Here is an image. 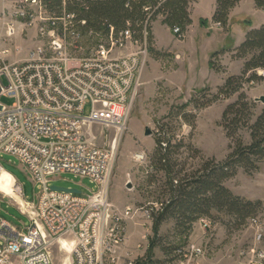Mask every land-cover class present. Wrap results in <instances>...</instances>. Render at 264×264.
<instances>
[{"label": "rangeland", "instance_id": "1", "mask_svg": "<svg viewBox=\"0 0 264 264\" xmlns=\"http://www.w3.org/2000/svg\"><path fill=\"white\" fill-rule=\"evenodd\" d=\"M213 10L215 0H189L188 12H191L194 21L188 25L191 27L187 37L188 26L183 34L180 31L174 34L173 28L165 24L170 33L165 25L158 23L155 25L157 43L163 48L154 46L152 35L151 41L145 46L133 42L122 51L129 52L139 47L147 49L126 127L118 132L112 127L94 125L91 133L97 146L114 147L115 150L113 166L107 179L108 202L117 214L126 206L134 207L135 211L120 224L122 241L104 250L99 264H127L130 260H136L124 248L126 235L130 233V229H126L129 221L137 222L141 227L138 245H135L136 237L130 235V248L145 254L149 243L153 241V259L160 264H239L240 251L244 246L253 241L260 228L264 233V160L251 175L239 168L235 176L223 182L235 195L261 201L262 206L255 213V217L259 218L257 225L251 222V218L234 225L229 216L213 210L211 215L206 216L212 222L211 227L205 228L198 219L193 222L187 239L179 236L172 219L161 225L157 235L152 230L153 215L160 210L161 203L168 199L165 174L154 161L159 135H162L163 140H169L171 145L181 144L173 153V158L183 165L187 173L200 169L209 158L222 161L231 151V140L222 126V113L227 105L237 99L239 92L227 98L217 93L228 76L241 73L245 61L236 58L235 48L229 47H238L248 31L264 25V9L257 8L254 0H239L229 9L227 23L223 26L212 20ZM159 19L162 22V17L156 20ZM72 24L68 22V25ZM37 26L34 23L15 31L9 43L12 53L5 58L7 62L26 57L28 51L36 46L47 47L50 39L41 36ZM56 28L59 31L60 25ZM105 41L100 33L89 36L82 31L79 39L67 36L65 45L69 54L85 57L90 56L98 44ZM18 45L22 47H16ZM256 74L263 79L244 82L240 91L245 93L248 100L255 102L251 122L264 107L263 102L255 100L264 95V69H257ZM0 102L9 106L13 99L1 97ZM88 112L89 103L84 109L85 114ZM145 129L150 131L149 135H145ZM238 136L243 144L250 143L247 129L238 131ZM0 166L4 170L0 172V218L18 228L30 226L27 216L33 211L31 204H25L24 209L19 207L8 195V190L20 187L22 197L20 190L18 195L35 203L39 186L33 184L15 157L0 154ZM48 178L50 185L74 188L82 193L97 189V185L88 178L69 172ZM144 210L150 211L151 218L144 215ZM112 225L111 221L107 224L108 228ZM108 228L106 233L110 231ZM109 237L112 239L113 236ZM184 241L196 244L202 252L183 262L173 258L174 247L184 244ZM47 248L52 264H69V253L60 246L59 240H51Z\"/></svg>", "mask_w": 264, "mask_h": 264}, {"label": "built area", "instance_id": "2", "mask_svg": "<svg viewBox=\"0 0 264 264\" xmlns=\"http://www.w3.org/2000/svg\"><path fill=\"white\" fill-rule=\"evenodd\" d=\"M11 3L10 10L0 12V98L13 99L9 106L0 102V154L15 157L39 186V193L35 203L22 198L33 209L27 216L30 226L18 228L0 218V264H52L48 244L61 239L70 244L69 264H99L103 251L122 241L120 224L135 209L126 206L117 214L108 202L107 179L115 150L97 146L91 129L94 125L118 132L125 129L147 49L122 52L139 42L130 29L116 35L110 27L102 35L106 41L90 56L71 55L65 45L67 36L82 37L68 25L73 14L63 12L56 17L43 0ZM34 23L39 34L50 39L47 47L36 46L26 57L7 62L15 31ZM173 32L179 34V28ZM65 172L88 178L97 189L79 194L53 189L48 177ZM20 193L22 197L21 189ZM143 213L151 218L149 210ZM199 220L205 228L212 225L209 218ZM258 220L251 218L255 225ZM256 233L240 251L239 264H264V233L261 228ZM201 252L199 246L185 241L175 258L183 262ZM127 264L147 263L140 258Z\"/></svg>", "mask_w": 264, "mask_h": 264}, {"label": "trees", "instance_id": "3", "mask_svg": "<svg viewBox=\"0 0 264 264\" xmlns=\"http://www.w3.org/2000/svg\"><path fill=\"white\" fill-rule=\"evenodd\" d=\"M48 12L60 17L63 12L73 14L72 28L88 34L106 35L110 27L114 33L130 29L139 42L149 43L152 39L151 24L162 17V22L170 28H179L180 34L191 23L189 0H43ZM239 0H215L212 20L220 25L227 23L228 11ZM257 8L264 9V0H254ZM221 52V51H220ZM217 53H219L217 51ZM216 53H214V56ZM236 58L245 59L239 75H230L218 89L217 95L227 98L239 92L237 99L226 106L222 113V126L230 141V153L224 160L207 159L200 169L184 172L173 158L181 144L171 145L169 140L157 139L155 162L165 174L168 199L153 217L152 230L157 235L161 225L169 219L175 222L179 236L187 239L193 222L212 214V211L229 216L234 225L242 224L252 218L261 208V201H251L235 195L223 185L232 178L239 168L248 175L258 170L264 160V107L256 119L251 122L255 102L247 99L243 83L257 81V69H264V25L248 31L243 42L235 48ZM249 58L246 59V57ZM249 131L250 143L245 145L238 131ZM180 166V167H179ZM152 216V214H151ZM185 243V241H184ZM173 249V258L176 250ZM154 243L151 241L143 255L147 264H160L153 259ZM138 260V259H137Z\"/></svg>", "mask_w": 264, "mask_h": 264}, {"label": "crops", "instance_id": "4", "mask_svg": "<svg viewBox=\"0 0 264 264\" xmlns=\"http://www.w3.org/2000/svg\"><path fill=\"white\" fill-rule=\"evenodd\" d=\"M11 5H12V3H11V0H0V12L1 11H5V10H10L11 9ZM213 12H214V10H213ZM213 12L211 13V14H213ZM189 15H190V19H191V21H192V23H193V21H194V19L192 18V15H191V12L189 11ZM158 23H160L161 25H165V24H163L162 22H161V20L159 19V20H155L154 22H152V25H151V30H152V35H153V39H154V46L156 47V48H158V49H161V48H163V47H160L159 45H158V43H157V38H156V33H155V25L156 24H158ZM192 23H191V25H192ZM191 25L190 26H188V29H187V31H186V37H187V35H188V33H189V30H190V27H191ZM166 26V25H165ZM167 27V26H166ZM167 29H168V31L171 33V31H170V29L167 27ZM16 47H22V46H20V45H18V46H16ZM234 48H236V47H229V49H234ZM227 49V48H226ZM217 51H219V50H217ZM230 59V58H229ZM225 64V63H224ZM126 229L128 230V229H130V233L129 234H127L126 235V240H125V250L126 251H128L129 253H130V255H131V257H133V258H135V259H138L137 257H138V255H140V257L139 258H142L143 257V255H144V253L141 251V252H136V251H133L131 248H130V246H129V237H130V235H132V236H135L136 237V244L135 245H138V243H137V240H138V238H139V236H140V233H141V227L138 225V223L137 222H127V224H126Z\"/></svg>", "mask_w": 264, "mask_h": 264}, {"label": "bare ground", "instance_id": "5", "mask_svg": "<svg viewBox=\"0 0 264 264\" xmlns=\"http://www.w3.org/2000/svg\"><path fill=\"white\" fill-rule=\"evenodd\" d=\"M116 142H117V140L114 143H116ZM19 190L20 189H19V187L17 188V186L14 187V188H11L10 190H8V195L10 196L11 199H13L17 203V205H19V207L24 209L25 208V204H27V203L18 195ZM59 244H60V246H62V248L67 253L69 252V249H70V244L69 243H67L64 239L63 240L61 239V240H59Z\"/></svg>", "mask_w": 264, "mask_h": 264}, {"label": "water", "instance_id": "6", "mask_svg": "<svg viewBox=\"0 0 264 264\" xmlns=\"http://www.w3.org/2000/svg\"><path fill=\"white\" fill-rule=\"evenodd\" d=\"M255 100H256V101H261V102L264 103V95H261V96L257 97ZM149 134H150V131H149L148 129H145V135H149ZM52 188H53V189H60V190L71 191V192H73V193H77V194L80 193V190H78V189H74V188H73V189H68V188L56 187V186H53Z\"/></svg>", "mask_w": 264, "mask_h": 264}]
</instances>
